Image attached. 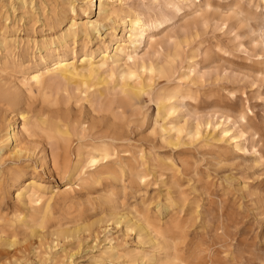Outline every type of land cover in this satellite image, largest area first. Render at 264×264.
I'll use <instances>...</instances> for the list:
<instances>
[{"label": "rangeland", "instance_id": "rangeland-1", "mask_svg": "<svg viewBox=\"0 0 264 264\" xmlns=\"http://www.w3.org/2000/svg\"><path fill=\"white\" fill-rule=\"evenodd\" d=\"M88 5L0 0V137L8 119L17 131L0 151V264H264V0ZM138 13L162 24L133 48ZM58 59L99 67L87 95L28 81ZM79 142L109 156L74 165Z\"/></svg>", "mask_w": 264, "mask_h": 264}, {"label": "bare ground", "instance_id": "bare-ground-1", "mask_svg": "<svg viewBox=\"0 0 264 264\" xmlns=\"http://www.w3.org/2000/svg\"><path fill=\"white\" fill-rule=\"evenodd\" d=\"M21 2H22V0H21ZM94 2H96V0H89L88 10L92 9ZM99 2H101V0H99ZM167 2L169 3V1H167ZM104 9H105V7L101 3H99L98 4V10H97L98 14L100 12H103ZM71 10H72V14H74V10L75 9L73 8ZM86 11L87 10H85L84 13H83V14L86 13L84 15L85 19L87 18V12ZM109 19L112 21V23H116L114 21V19H112L111 17H109ZM125 19H126L125 17L122 18L121 23H119V26H125L124 25L126 23ZM76 20H75L74 17H71V18H69V21H68L69 22L68 30H70V32L72 34H74V35L76 34L77 27H78L76 25L77 24ZM84 22H86V21H84ZM88 23H89L88 25H86V24L84 25V28L86 30L88 28H94V30H95L100 24V23L98 24L97 22H89V21H88ZM129 24H130L131 32L134 33L137 36V39L135 40V44H133V48H136L139 45H141V43H143L145 41V39L147 38L148 28L150 26H160L162 24V21L159 20V19H147L141 13H138L131 20H129ZM177 47H178V45L174 44L173 47H172V51L175 52L178 49ZM117 52H121V49H119L118 46H115L113 54L111 56L116 55ZM124 54L127 56L126 58H128V60H130L133 65L137 64V65H139L142 68L145 67L144 61L142 59H139L137 54H135V53L132 54V55L131 54H127V53H124ZM103 57L105 58L106 54ZM82 63H85V65L81 64L79 67H77L75 64H73V61L69 62V61H67L65 59H58L57 61L52 63L49 68L46 67V69H44V70H35V71L31 72L29 74V76H28V81L33 86H35L38 89L40 87H42L43 85H51V84H56L57 85V89H58V88H60L59 83L61 81H64L66 84H69V83L71 84L72 83L76 87V91L77 92L78 91L79 92L84 91L85 95H87L88 90L93 86V84L91 83L92 77L97 73V71L99 70V67L94 65V64H92L88 60L87 61H83L82 60ZM102 64H104V63L102 62ZM145 69H147L150 72H155L159 77L169 78L173 74L172 73L173 72L172 71L173 67H172L170 62L155 63V64L149 62ZM126 73H127V75H131L132 71L130 69H128ZM150 90H151V88H150ZM138 91L143 92V93L145 92L142 88H138ZM175 94H176V91L157 93V97H156V100H155V102L157 104V111L159 110V106L165 100L173 99L175 97ZM170 111H172V110H170ZM16 116L18 118H20L21 120L25 119V113L23 111L17 112ZM163 116H164V114H163ZM15 132H17V131L15 130L14 120L8 119L6 121V125H5V128H4V133L0 137V151L2 150L1 144H4L5 146L7 144H9V142L12 141V139L14 138ZM57 132H58L59 139L64 143V145L67 144L69 142V139H70V134L68 133V131L63 129V130H57ZM77 144L78 145L76 147V161H75L74 165H79V164H82L83 162H86L87 166H91V167L94 168V167H96L98 165V163L100 161L105 160L109 156V154L107 153L106 149H104L103 147H100V148L99 147H95V148H92L90 151H86L85 152V151L81 150L80 142L77 143ZM31 183H32L31 185H33V184L36 183V181L32 180ZM36 200L38 201V199H36ZM37 201H35V202H37ZM120 218H121V216H120ZM117 221H118V219H117ZM133 223H135V221ZM137 225H138L137 227L140 230L143 231L144 227L142 225H140V224H137ZM132 228H133V226H132ZM167 244H169V243L167 242ZM145 262H146V260H145Z\"/></svg>", "mask_w": 264, "mask_h": 264}]
</instances>
